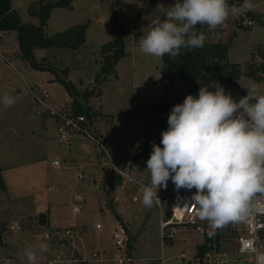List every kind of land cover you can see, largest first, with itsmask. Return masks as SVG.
<instances>
[{
	"label": "rangeland",
	"instance_id": "1",
	"mask_svg": "<svg viewBox=\"0 0 264 264\" xmlns=\"http://www.w3.org/2000/svg\"><path fill=\"white\" fill-rule=\"evenodd\" d=\"M56 1L12 0V3L20 10L23 22L37 25L39 18L29 13V7L37 10L40 4ZM174 2L72 0L71 7L48 6L49 19L44 27L47 36L88 23L86 43L77 49L38 48L34 53L37 60L45 57L48 65L60 71L67 69V79L79 91L82 105L91 108L87 117L92 120L95 133L104 140L111 158L117 163L129 162L132 175L138 180L144 175L146 184H150L151 178L146 164L140 165V150L147 140L161 138L167 128L160 121L163 112H151L148 106L161 100H183L185 90L182 82L172 80L169 87L155 86L156 81L163 80L161 57L144 54L139 40L148 30V20L163 15ZM253 2L256 7L251 12L230 15L215 29L205 25L206 40L226 43L227 60L238 63L242 70L234 84H222L237 100L247 94L245 85H256L258 94H264V69L257 76L248 73L253 54L259 49L264 53L261 43L264 0ZM248 16L254 18L252 27L241 24ZM118 23L125 24L128 31L123 36L125 54L117 61L113 74L101 69L100 48L112 39V25ZM10 33L4 49L10 62L0 57V177L6 187V190L0 187V262L8 259L5 264H29L24 251L33 248L36 264H46L58 254L62 259L51 264H82L81 260L89 264H161L162 257L164 264H203L207 258L200 256L197 245L205 242V236L196 230L177 231L172 240L165 239L162 244L159 204L154 202L151 208L146 207L142 203L143 188L134 182L110 188L112 174L93 140L75 135L66 142L57 141L55 123L48 119L43 124L42 116L35 114L36 104L26 85L37 83L45 87L51 105L69 101V94L54 80L53 73L42 74L20 57L19 52H13L18 38L15 30ZM85 89H94L86 100L81 96ZM4 96L11 97L14 103L5 105ZM38 125L43 134L38 133ZM70 156L74 159L70 160ZM54 159L60 164L54 165ZM79 172L83 178L78 177ZM170 184L171 180L166 188ZM166 188L156 189L163 213L166 211L162 195L167 193ZM76 194L81 197L79 201L75 200ZM75 206H79L78 212ZM119 219L128 234L123 247H117L112 237ZM97 222L101 225L99 229L95 228ZM201 223L209 228L207 220ZM67 228L74 231L82 228L85 234L66 235ZM218 228L222 240L217 246L220 252L213 255L217 261L209 260L210 264H253L251 255L236 251L229 224ZM261 236L264 247V229ZM42 241L47 245L44 251L39 248ZM126 249L133 261L120 263L118 256H124ZM95 254L103 261L95 262ZM108 259L111 261L107 262Z\"/></svg>",
	"mask_w": 264,
	"mask_h": 264
},
{
	"label": "clouds",
	"instance_id": "2",
	"mask_svg": "<svg viewBox=\"0 0 264 264\" xmlns=\"http://www.w3.org/2000/svg\"><path fill=\"white\" fill-rule=\"evenodd\" d=\"M256 7L253 0L229 5L228 0H175L163 15H154L139 40L146 55L175 58L182 49L202 48L206 35L197 25L215 29L228 17ZM163 17V18H162ZM239 100L219 81L201 84L175 104L159 143H152L146 161L150 184L143 185L142 203L151 208L169 180L176 189H195L196 214L213 228L246 221L264 210V94L245 85ZM5 105L14 100L3 97ZM41 251L47 245L40 243ZM36 264V250L24 251Z\"/></svg>",
	"mask_w": 264,
	"mask_h": 264
},
{
	"label": "trees",
	"instance_id": "3",
	"mask_svg": "<svg viewBox=\"0 0 264 264\" xmlns=\"http://www.w3.org/2000/svg\"><path fill=\"white\" fill-rule=\"evenodd\" d=\"M72 0H58L53 4H40L39 9L29 8V13L32 16L39 18V23H25L21 19V14L18 9L12 7V0H0V31L15 30L17 32L19 53L29 63V65L39 71H49L54 74V80L60 82L67 90L72 99L75 111L77 113L89 114L90 107L83 106L78 96L79 91L75 88L72 82L67 79V69L61 71L53 66L48 65L46 58L37 60L34 55V50L38 48H69L77 49L86 42V30L88 23L70 26L63 31L56 32L53 35L47 36L44 32V27L49 18L48 6H63L71 7ZM232 5H239L243 0H232ZM197 31L205 32V25H197ZM128 31L123 23L112 25V39L104 43L100 48V53L103 55L101 61V69L106 72L115 74V65L117 61L125 54V42L123 36ZM227 44L220 41L208 42L202 48H195L192 50L182 49L181 54L175 60L170 58L167 54L161 57L162 61V76L172 81L182 82L185 90V97L188 94H197L201 84H206L211 81H219L221 84L231 85L241 76L242 70L238 63L229 62L227 60ZM250 75L257 76L256 70H250ZM94 89H85L82 93V99H87ZM180 101L163 100L159 103L148 106L151 112L170 113L171 108ZM114 185H120L121 179L114 176ZM173 185H168L167 190ZM0 187L5 188L0 177ZM112 188V186L110 187ZM162 188V187H161ZM113 189V188H112ZM165 189V190H166ZM165 200V211L167 215L170 213V204L172 201V194L165 193L162 195ZM118 217V216H117ZM119 222L123 223L121 219ZM125 226V224L123 223ZM126 227V226H125ZM127 229V228H126ZM211 235H205V242L197 245V250L202 257L204 253L212 246ZM220 236H216V244L219 247ZM0 245L2 239L0 236ZM131 244H128L130 249ZM82 264H87L82 261Z\"/></svg>",
	"mask_w": 264,
	"mask_h": 264
},
{
	"label": "built area",
	"instance_id": "4",
	"mask_svg": "<svg viewBox=\"0 0 264 264\" xmlns=\"http://www.w3.org/2000/svg\"><path fill=\"white\" fill-rule=\"evenodd\" d=\"M241 24L245 27H252L254 21L248 16L247 18H243L241 20ZM170 84L171 80L168 78H163V80L155 82V86L169 87ZM27 89L30 91L33 101L36 104L34 109L35 114L39 116H46L54 120L56 125L57 141L59 143L66 142L70 137L75 135L93 140L102 152L101 159L104 165L113 176L120 177L121 184L125 182H134L143 188V185L146 184L145 180H138L132 175V166L129 162L125 161L123 163H117L111 158L110 152L107 149L104 140L95 133L92 120L90 121L86 114L77 113L75 111L72 99L59 105H51L48 102L50 98L48 90L41 88L38 85H28ZM168 115V113H162L160 121L167 124ZM160 139L161 138H151L147 140V145L140 150V165L146 164V161L152 151V143H159ZM53 164L59 165L60 161L55 159L53 160ZM78 177L82 178V174L80 172L78 173ZM195 191V189H176L173 184L167 190V193L172 194L169 215H167L166 212L163 213L161 197L158 196L160 199L158 204L160 207L161 241L164 243L165 239L172 240L177 231L196 230L204 236L211 235L212 242H210V244L212 247L204 253L207 260L203 261V264H210L209 260L215 259L217 261V257H214L213 255H218L220 252V249L216 244V236L221 235L220 228H213L210 224L209 228H207L206 224L201 223L200 218L196 214L197 205L191 201L192 194ZM80 199V195L76 194L75 200L79 201ZM136 199L137 197L134 196L133 200ZM74 210L75 212H78L80 210L79 206H75ZM228 224L230 227V233L236 241V251L240 254L251 255L253 264H264V247L261 236V231L264 229V210H261L246 221L229 222ZM100 227V223H95L96 229H99ZM74 232H77L79 235L85 234V230L82 228H78L75 231L72 228H67L65 230L66 235H72ZM112 237L114 239V244L117 247H123L124 243L128 241L127 229L123 223L119 222L112 233ZM221 241L220 237V242ZM183 255L184 254L181 253V257H183ZM94 256L101 260V258H98V254H95ZM58 257L60 258L61 254H58L57 258ZM6 260L8 259L3 260L1 264H5ZM161 260L164 261V258L162 257ZM118 261L120 263L133 261V257L128 249L125 250L124 256H118ZM183 264L187 263L184 262Z\"/></svg>",
	"mask_w": 264,
	"mask_h": 264
},
{
	"label": "crops",
	"instance_id": "5",
	"mask_svg": "<svg viewBox=\"0 0 264 264\" xmlns=\"http://www.w3.org/2000/svg\"><path fill=\"white\" fill-rule=\"evenodd\" d=\"M12 7L13 8H15L14 6H13V3H12ZM15 9H18V8H15ZM19 10V9H18ZM19 12H20V10H19ZM251 12V11H250ZM251 19H254L253 18V16H249ZM49 19V18H48ZM254 21V20H253ZM48 22V21H47ZM262 26H264V24H262ZM88 28V27H87ZM88 30V29H87ZM87 30H86V32H87ZM10 32H13V30H10V31H0V57L2 58V59H5V60H7V61H9V59H8V56L6 55V51H4V49H6L5 48V46H6V38H8L9 36H11L10 34H12V33H10ZM17 33V32H16ZM9 34V35H8ZM85 36H86V34H85ZM262 42L261 43H263L264 44V36L262 37ZM125 42V41H124ZM86 43V42H85ZM35 51H36V49L34 50V53H35ZM13 52H16V54H19L18 52H19V47L17 46V49L16 50H14ZM254 52V50H252V53ZM259 53V54H258ZM258 53H254L253 54V58H251V61L249 62V65L251 66V70H256V75L259 73V71L260 70H263L264 69V53H263V55H262V53L260 52V49L258 50ZM257 54V55H256ZM35 55V54H34ZM19 56L20 57H22L21 56V54H19ZM257 56V57H256ZM261 56V57H260ZM10 62V61H9ZM230 62V61H229ZM39 71V70H38ZM42 74H45V73H47L46 71H42L41 72ZM33 85H37V83H35V84H33ZM28 85H26V87H27ZM39 86H41V85H39ZM41 87H43V86H41ZM44 89H46L45 87H43ZM47 90V89H46ZM71 99V97L69 96V100ZM161 101H163V100H161ZM161 101H159V102H161ZM156 103H158V102H156ZM37 116H39V115H37ZM41 118V121L43 122V124H47V120L48 119H52V118H48V117H46V116H42V117H40ZM53 120V119H52ZM53 122H54V120H53ZM55 123V122H54ZM55 127H56V125H55ZM36 128H38V133H40V134H43V129L38 125ZM32 131H34V130H32ZM74 159V156H70V160H73ZM55 160V159H54ZM53 162V161H52ZM141 166H143V165H141ZM111 176V175H110ZM112 178H111V181H110V183H111V185L110 186H113V181H114V176L112 175L111 176ZM83 178V177H82ZM141 179H144V175H141ZM122 184H120V186H121ZM115 187L117 186V185H114ZM113 186V187H114ZM4 190H6V187H5V189ZM6 192V191H5ZM116 200V199H115ZM40 239L42 238V237H39ZM161 243H162V241H161ZM163 244V243H162ZM75 254H76V251H75ZM62 259V256L60 257V258H58L57 259V256L56 257H54L52 260H49L48 262H46V264H51V263H53V262H56L57 260H61ZM101 262V261H103V259L101 258V260H99V259H97L96 258V260H95V262ZM3 260H1V262H2ZM81 261H84V260H81ZM111 261V259H108V261L107 262H110ZM1 262H0V264H1ZM163 262V263H162ZM164 262H165V259H164V261H162L161 260V264H164ZM87 264H89L88 262H86Z\"/></svg>",
	"mask_w": 264,
	"mask_h": 264
}]
</instances>
